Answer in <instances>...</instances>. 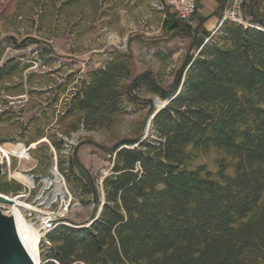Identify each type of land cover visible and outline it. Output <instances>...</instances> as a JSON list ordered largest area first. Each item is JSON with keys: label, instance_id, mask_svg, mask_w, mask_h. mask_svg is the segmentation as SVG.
Returning a JSON list of instances; mask_svg holds the SVG:
<instances>
[{"label": "trees", "instance_id": "1", "mask_svg": "<svg viewBox=\"0 0 264 264\" xmlns=\"http://www.w3.org/2000/svg\"><path fill=\"white\" fill-rule=\"evenodd\" d=\"M181 23L168 19L164 31L187 29ZM199 30L186 32L201 51L171 91L150 74L132 79L129 63L115 59L74 96L66 115L80 114L90 128L128 105L151 107L134 95L144 82L164 101L182 86L152 122L156 139L108 150L115 160L100 217L86 228L51 230L41 264H264V19L227 20L215 35L203 30V41ZM210 151L231 163L220 161L215 175L190 166L196 152Z\"/></svg>", "mask_w": 264, "mask_h": 264}, {"label": "rangeland", "instance_id": "2", "mask_svg": "<svg viewBox=\"0 0 264 264\" xmlns=\"http://www.w3.org/2000/svg\"><path fill=\"white\" fill-rule=\"evenodd\" d=\"M208 2L201 13L198 7L189 22L181 23L187 29L168 33L165 21L179 20L167 0H0V146L21 143L30 156L28 162L14 157L11 166L3 165L0 191L9 188L5 196L11 197L19 189V196H27L24 203L51 211L60 224L89 227L105 203L103 182L112 175L115 154L108 150L123 140L156 139L150 119L157 111L155 102L166 101L144 82L134 95L151 107L131 104L121 116L88 128L80 114L66 115L74 96L94 72L115 59L129 63L132 79L150 74L169 92L187 59L198 54L186 32L199 28L198 41H203L205 30L215 35L234 16L235 23L245 26L252 14L264 19V0ZM213 17L216 26L206 29ZM54 143H61L60 151ZM222 160L231 163L220 152H196L190 166L215 175ZM15 171L30 177L32 188L12 178ZM53 171L63 197L42 182L53 178ZM226 174L233 175L231 166ZM35 221L40 228L41 220ZM42 249L52 250L48 233L40 242Z\"/></svg>", "mask_w": 264, "mask_h": 264}, {"label": "built area", "instance_id": "3", "mask_svg": "<svg viewBox=\"0 0 264 264\" xmlns=\"http://www.w3.org/2000/svg\"><path fill=\"white\" fill-rule=\"evenodd\" d=\"M167 4H168V7L172 10V12L176 15L178 20L181 22H189L198 10L197 0H167ZM231 21L236 22L238 20L234 16L231 19ZM0 155L2 156V159H3V165L6 164V165L11 166V160L14 157L11 156L9 159L8 156L3 155L1 152H0ZM54 172L56 171H53V175H52L53 178L51 176L43 178L42 182L46 184L48 189L53 188L56 186L57 183H60L59 180L57 179V177L59 176L57 174L58 172H56L57 176L54 174ZM18 194L17 195L11 194V197H7L8 195L5 196L4 194L0 193V195H3L4 197H7L10 200L20 199L21 201H23L27 197L26 195L19 196L20 194L19 195ZM41 198H43V195ZM26 206L28 205L26 204ZM0 209L3 210L5 214L12 215L14 219L16 218V214H18V212L20 211L22 215L24 216V218L28 222H30V225L33 227L36 226L35 219L38 218L39 220H41L40 221L41 227L39 229L42 234L49 233L55 227L64 225V224H60V220H58L56 215L52 214L51 211L43 212V211H40V209L38 208H34V206H29L28 209H23V208H17L15 206V203H13L12 205H8V204H4L0 202Z\"/></svg>", "mask_w": 264, "mask_h": 264}, {"label": "bare ground", "instance_id": "4", "mask_svg": "<svg viewBox=\"0 0 264 264\" xmlns=\"http://www.w3.org/2000/svg\"><path fill=\"white\" fill-rule=\"evenodd\" d=\"M35 146L36 144H34L32 147L34 148ZM0 152L3 155L8 156L9 159L11 156H13L15 158H18L22 162L30 161L28 150L21 143H18L17 145L11 147L0 146ZM54 174L56 175V172H54ZM11 177L18 180V182H21L22 184L32 188L33 181L25 173L21 171L11 172ZM61 189H62V184L57 183L55 186V196L63 197V193ZM12 201L13 203H15V206L17 208H23V209L29 208V206H26V203H24L20 199H13ZM63 212H64L63 214H65L66 211L63 210ZM15 222L18 229L19 238L22 244L24 245L29 257L32 258L36 264H41L40 242L42 241V238L44 237L45 234H42L39 228H35L31 226L30 223L26 221V219L24 218V216L20 211L18 212V214H16Z\"/></svg>", "mask_w": 264, "mask_h": 264}, {"label": "water", "instance_id": "5", "mask_svg": "<svg viewBox=\"0 0 264 264\" xmlns=\"http://www.w3.org/2000/svg\"><path fill=\"white\" fill-rule=\"evenodd\" d=\"M201 51V50H200ZM198 52V54L200 53ZM197 54V56H198ZM196 56V57H197ZM184 82V80H183ZM179 89L178 93L171 100L166 101L163 105H159L158 101L155 102L157 106V111L152 115L151 122L154 120L155 116L164 108H166L171 102H173L178 95L180 94ZM135 145L134 147H137ZM3 175V159L0 155V178ZM0 202L8 205H12L13 201L0 195ZM104 205V204H103ZM102 208L94 214L91 218V224L96 221L102 212ZM90 224V225H91ZM0 264H36L35 261L29 257L24 245L22 244L15 219L12 215H6L3 211L0 210Z\"/></svg>", "mask_w": 264, "mask_h": 264}, {"label": "crops", "instance_id": "6", "mask_svg": "<svg viewBox=\"0 0 264 264\" xmlns=\"http://www.w3.org/2000/svg\"><path fill=\"white\" fill-rule=\"evenodd\" d=\"M213 1V3H218L219 0H211ZM210 5V2H208V0H198V7H199V12L201 13V9H204L205 7H208ZM220 7V5H219ZM218 22V19L216 17H213L210 21H208L207 23H205V27L206 29H208V25H210V27H215L216 24Z\"/></svg>", "mask_w": 264, "mask_h": 264}]
</instances>
